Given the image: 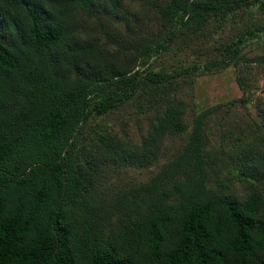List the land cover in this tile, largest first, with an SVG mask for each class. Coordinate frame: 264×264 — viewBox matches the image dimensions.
<instances>
[{"label": "trees", "instance_id": "1", "mask_svg": "<svg viewBox=\"0 0 264 264\" xmlns=\"http://www.w3.org/2000/svg\"><path fill=\"white\" fill-rule=\"evenodd\" d=\"M263 75L264 0H0V264H264Z\"/></svg>", "mask_w": 264, "mask_h": 264}, {"label": "rangeland", "instance_id": "2", "mask_svg": "<svg viewBox=\"0 0 264 264\" xmlns=\"http://www.w3.org/2000/svg\"><path fill=\"white\" fill-rule=\"evenodd\" d=\"M150 29H156V27H153V24H150ZM190 51V50H189ZM188 50L186 53L189 52ZM193 51V50H191ZM183 53L181 54H162L157 57L152 58L151 64L153 67H177L179 64V61L182 59ZM191 60H194L191 59ZM258 91L257 95L264 94L261 90L264 88V75L261 77V79L258 82ZM241 95V91L236 84L234 80V70L228 69L223 71L219 74H203L201 76H198L196 78V85L192 86L191 88H186L184 92V96L186 98V103L188 104L187 108V120L188 122H191L192 120V111L194 108H196V104L207 106V105H213L217 104L219 102H224L233 98H237ZM195 103V104H194ZM233 111L237 113H246L251 112L254 113V108L252 105H249L248 107L240 106L239 104L233 108ZM128 113V110L125 111ZM121 114H125L123 111H120ZM118 114H113L109 119L115 124V128H120V123L117 121ZM129 118V117H128ZM216 120V119H215ZM147 127V122L145 120H139L138 122H135L133 119L130 118L129 124L126 127L127 131L130 134H133V136L137 139L138 131L139 129L144 131ZM186 134L178 135L174 137H167L165 140V150L164 154L161 156L159 162L148 168V169H132L129 172H126L124 175V181L127 180H135V181H144L148 179L156 170L157 168L168 160V158H171L172 155L179 149L182 148V146L185 143L186 140Z\"/></svg>", "mask_w": 264, "mask_h": 264}]
</instances>
